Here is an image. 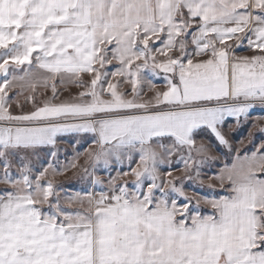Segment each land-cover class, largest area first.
Listing matches in <instances>:
<instances>
[{"label": "snow or ice", "instance_id": "snow-or-ice-1", "mask_svg": "<svg viewBox=\"0 0 264 264\" xmlns=\"http://www.w3.org/2000/svg\"><path fill=\"white\" fill-rule=\"evenodd\" d=\"M0 186V264H264V0H0Z\"/></svg>", "mask_w": 264, "mask_h": 264}, {"label": "rangeland", "instance_id": "rangeland-1", "mask_svg": "<svg viewBox=\"0 0 264 264\" xmlns=\"http://www.w3.org/2000/svg\"><path fill=\"white\" fill-rule=\"evenodd\" d=\"M238 51H239V50H238ZM240 54H241V55H251V52H242V51H241ZM157 83H162V81H157ZM161 90H163V89H161ZM75 91H77V90H76V89H69L67 92H64V93L61 95V99H65V98H67V97L69 96L70 93H75ZM47 95H50V93H42L40 99H43V98H44L45 96H47ZM149 95H151V94L149 93ZM251 123H252V120H249L248 123H247L243 128H241V129L239 130V132L234 133V135L237 137V139L246 136L247 131H248V127L251 125ZM68 139H69V138H65V139H63L65 142H64V143H60V144L58 145V147L62 150V151H61V158H62V159L64 158V154H65V153L71 154L72 151H73L72 148H71L70 146H68V144H67ZM197 139H199V138H197ZM233 143H234V146H236L235 141H233ZM245 144H247V141H246V140H245ZM84 147H87V144L82 145V146H81V150H82V148H84ZM241 147H243V146H241ZM84 158H85L84 156H81V158H80V160H79V164H81V165L83 164V162H84ZM124 169L127 170V164L124 165ZM206 171H207V169H206ZM211 171H215V169H212ZM113 174H114V173H113ZM174 174H175V175H180V173H178V172H177V173H174ZM128 179H129V181L131 180L130 177H129ZM56 182H57L58 184H64L65 186H71L72 190H74V191H75V190H79L80 188H82V187L84 186V185H83V182L80 181L79 178H72V173H71V172L67 173L66 176H64V177H57V178H56ZM208 182H209V181H206L205 187L200 189L201 192H208V191H210V190L207 188V186H206ZM0 187H2V186H0ZM216 191H220V189H219L218 186H217V188H216ZM201 211H202L203 213H208V212H211V209L207 208V207L204 206V205H201Z\"/></svg>", "mask_w": 264, "mask_h": 264}, {"label": "crops", "instance_id": "crops-1", "mask_svg": "<svg viewBox=\"0 0 264 264\" xmlns=\"http://www.w3.org/2000/svg\"><path fill=\"white\" fill-rule=\"evenodd\" d=\"M65 138H68V137H64L63 139H65Z\"/></svg>", "mask_w": 264, "mask_h": 264}]
</instances>
